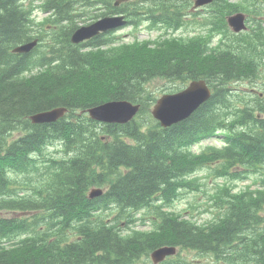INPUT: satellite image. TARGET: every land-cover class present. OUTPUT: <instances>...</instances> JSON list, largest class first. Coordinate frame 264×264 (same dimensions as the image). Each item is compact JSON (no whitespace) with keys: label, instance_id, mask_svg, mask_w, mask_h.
<instances>
[{"label":"trees","instance_id":"trees-1","mask_svg":"<svg viewBox=\"0 0 264 264\" xmlns=\"http://www.w3.org/2000/svg\"><path fill=\"white\" fill-rule=\"evenodd\" d=\"M114 1L0 0V264H154L149 253L162 245L180 252L159 264H264V90L236 86L253 81L264 63V0L250 2L256 24L243 34L226 20L240 0H215L204 20L194 0ZM118 12L135 28L145 21L165 33L132 44L116 34L71 41L80 22ZM190 20L207 31L170 36ZM42 32L43 50L12 51ZM159 76L183 84L205 78L213 94L164 127L151 114L157 97L148 89ZM111 99L140 103V112L126 123L85 112ZM58 106L69 110L57 121L29 118ZM219 136L223 146L193 150ZM206 164L216 176L259 177L255 189L219 183L216 216L198 222L171 207L182 188H201L195 174ZM93 185L107 190L89 198ZM147 220L149 229L136 227Z\"/></svg>","mask_w":264,"mask_h":264},{"label":"rangeland","instance_id":"rangeland-1","mask_svg":"<svg viewBox=\"0 0 264 264\" xmlns=\"http://www.w3.org/2000/svg\"><path fill=\"white\" fill-rule=\"evenodd\" d=\"M231 2H238L236 0H230ZM250 2L252 0H240L241 8L237 11H243L247 14V25L248 29L246 31H243L240 34H243L245 32H250L252 29V26L256 24V21L254 19L250 20V14L248 8H252ZM39 4V3H38ZM262 4V3H260ZM257 5L261 6V5ZM236 11V12H237ZM203 12V11H202ZM37 19L42 20L44 16L47 14L43 13L42 11H37L34 13ZM252 15V14H251ZM198 16V14H197ZM92 20L82 21L80 22V25H87L90 24ZM190 22V23H189ZM188 24L181 29L177 31L169 32L171 33L170 36H183V37H192L194 34H199L201 32L207 31V29L203 28L202 23H196V21L190 20ZM149 23H146L145 21L141 24L140 27L135 28L132 26H127L122 28L117 35L120 38V41L127 42L129 44L136 43V42H145V41H155L159 39L162 35V30L157 29H151L149 28ZM168 36V38L170 37ZM165 38V34L163 36ZM221 39V36L219 34L214 35V42L213 46H216L218 41ZM263 62V61H261ZM37 73V72H35ZM258 83V87L262 90H264V63L263 66L259 72V74L256 76V78L252 81L245 80L243 83H237L236 86L239 87L240 90H250L254 86L251 84ZM186 84H183L181 81L176 82H170L166 79H163L162 77H154L150 80L148 84V89L151 94L155 95L157 98L161 97L163 95V91H168V87H174L175 89L177 87L182 88ZM256 89V88H254ZM179 90V89H178ZM19 134V132L15 135ZM223 145L222 136L214 137L209 140L203 141L201 144H198L193 148L194 151L200 152L203 149H205L207 146H221ZM195 175L200 176V181L202 182L201 188L198 190H193L195 188H182L180 191V196H177L176 199L174 197L173 205L171 207V210H175L178 212H181L187 217H192L198 222H204L208 220H212L214 216H216L215 212V201L212 199V195L217 191V186L219 183H225L228 182L231 185H234L236 190H243L247 188H256V180L259 177V175L250 174L247 178H238L234 179L232 177H223V176H216L212 173V168L209 165L202 166L201 169H199ZM101 187L105 189L103 186H92V188ZM140 214V213H139ZM139 214H136L135 217L139 216ZM1 215H4L5 217H12V216H27V212H21V211H3ZM140 223L138 226L140 229H149L147 223H149V220H147L146 224H143V222H137V224ZM179 249H177V254L179 253ZM151 253H149V259L146 257V259L150 260L153 263V259L150 256ZM184 255L187 256H198L197 253L186 251L184 252ZM208 259H210L209 256H206ZM159 263V261L157 262Z\"/></svg>","mask_w":264,"mask_h":264},{"label":"water","instance_id":"water-1","mask_svg":"<svg viewBox=\"0 0 264 264\" xmlns=\"http://www.w3.org/2000/svg\"><path fill=\"white\" fill-rule=\"evenodd\" d=\"M213 0H195V7L211 3ZM109 16V15H108ZM124 16L104 17L99 20L78 28L72 36V40L79 42L85 38H90L101 31L114 29L126 24ZM229 25L235 32H240L247 28L246 15L242 12L232 14L228 17ZM35 39L24 45L14 48V51H29L36 44ZM212 96V89L206 79H195L184 89L167 93L161 96L152 109V114L160 123L167 127L189 117L199 106L209 100ZM68 108L65 106L56 107L49 110L40 111L30 116L33 122L56 121L64 116ZM140 110L139 103H133L126 99H116L92 106L87 109L94 119L105 122L125 123L130 121ZM102 189H93L91 197L101 195ZM176 247L163 246L153 251L152 257L157 262L168 254H174Z\"/></svg>","mask_w":264,"mask_h":264},{"label":"bare ground","instance_id":"bare-ground-1","mask_svg":"<svg viewBox=\"0 0 264 264\" xmlns=\"http://www.w3.org/2000/svg\"><path fill=\"white\" fill-rule=\"evenodd\" d=\"M113 3H116V4H118V2L117 1H114ZM149 6H147L145 9H148V10H150V8H148ZM116 16H119V15H117V14H112V15H109V16H105V17H116ZM102 18H104V17H102ZM232 31V30H231ZM226 40H227V38H226ZM151 45V44H150ZM213 94V93H212ZM97 105H99V104H97ZM94 106H96V105H94ZM92 107V106H91ZM54 108H56V107H54ZM88 108H90V107H88ZM87 108V109H88ZM50 109H53V108H50ZM47 110H49V109H47ZM57 121V120H56ZM52 123V122H54V121H45V122H43V123Z\"/></svg>","mask_w":264,"mask_h":264},{"label":"flooded vegetation","instance_id":"flooded-vegetation-1","mask_svg":"<svg viewBox=\"0 0 264 264\" xmlns=\"http://www.w3.org/2000/svg\"><path fill=\"white\" fill-rule=\"evenodd\" d=\"M124 2H126V1H124ZM124 2L122 1L121 3H124ZM146 2H147V1H145V2H142V4H144V3L146 4ZM121 3H119V4H116V3H114V5H115V6H120V5H121ZM145 11H146V9H145V10H143V12H145ZM121 13H122V12H121ZM122 14H124V13H122Z\"/></svg>","mask_w":264,"mask_h":264}]
</instances>
